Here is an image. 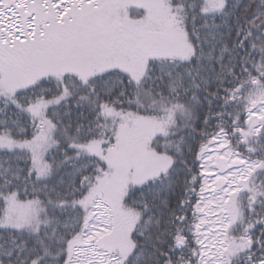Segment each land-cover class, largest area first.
<instances>
[{
  "label": "snow or ice",
  "instance_id": "1",
  "mask_svg": "<svg viewBox=\"0 0 264 264\" xmlns=\"http://www.w3.org/2000/svg\"><path fill=\"white\" fill-rule=\"evenodd\" d=\"M0 264H264V0H0Z\"/></svg>",
  "mask_w": 264,
  "mask_h": 264
}]
</instances>
